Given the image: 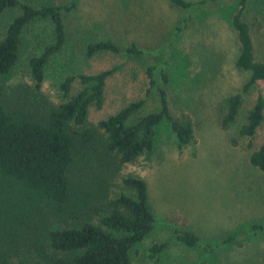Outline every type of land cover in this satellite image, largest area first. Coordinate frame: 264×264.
I'll list each match as a JSON object with an SVG mask.
<instances>
[{"label":"rangeland","instance_id":"obj_1","mask_svg":"<svg viewBox=\"0 0 264 264\" xmlns=\"http://www.w3.org/2000/svg\"><path fill=\"white\" fill-rule=\"evenodd\" d=\"M62 5L72 0H30ZM65 13L68 42L46 68L41 96L63 101L60 84L72 74L97 73L121 65L106 84L102 108L91 107L89 119L97 123L132 100L146 96L150 65L165 67L171 110L193 117L195 141L179 147L167 120L157 128L156 149L137 161L124 164L111 178V190L119 192L123 177L138 174L148 184L156 223L152 232L133 249L131 264H264V172L253 165L251 153L264 141V121L253 136L241 134L249 109L264 96V80L244 93L236 121L223 125L226 99L240 92L250 72L236 66L240 39L233 25L238 0H207L189 10L171 0H74ZM200 2L202 0H191ZM19 10L0 16V38ZM188 17L179 32L177 26ZM259 18L263 28H252L255 57L264 61V0H248L244 20ZM111 37L122 46H145L146 54L127 58L104 53L86 56L88 42ZM53 39L48 20L30 24L24 31L20 57L7 77V87L33 94L29 62ZM80 88L76 79L72 94ZM149 109L157 106L149 98ZM125 190V189H124ZM44 224H60L45 206ZM178 213L200 237L198 246L178 241L169 217ZM44 215V216H43ZM42 232V230H41ZM234 237V238H233ZM170 241L159 258L149 256L155 242Z\"/></svg>","mask_w":264,"mask_h":264},{"label":"trees","instance_id":"obj_2","mask_svg":"<svg viewBox=\"0 0 264 264\" xmlns=\"http://www.w3.org/2000/svg\"><path fill=\"white\" fill-rule=\"evenodd\" d=\"M206 1L171 3L189 10ZM238 1L233 16L241 43L236 66L249 71L250 77L240 92L226 99L224 126L236 121L244 93L264 80V61L255 57L252 36V28L259 31L263 23L257 17L245 21L248 0ZM75 7L74 0L62 5L0 0V16L8 9L19 10L0 38V264H131L134 247L152 232L157 219L143 177L124 176L119 192L111 190V178L124 164L154 152L157 128L164 120L179 147L195 141L192 115L187 111L175 115L171 110L170 78L163 66L148 67L146 96L97 123L90 121V109L103 107L107 81L121 65L66 76L60 84L64 100L59 103L41 96L46 68L68 42L65 13ZM43 20L52 23L53 39L30 59L33 94L18 88L9 91L6 81L19 60L24 31ZM187 22L188 17L177 30ZM146 49L137 43L122 46L111 37L92 40L85 47L88 58L111 53L132 59L144 56ZM76 79L80 88L72 94ZM150 97H155L157 106L148 110ZM263 121L260 93L241 128L250 147ZM250 160L264 172V141ZM45 206L59 226L41 222ZM169 219L178 241L198 246L200 237L187 227L185 216L175 213ZM170 243L155 242L149 256L159 258Z\"/></svg>","mask_w":264,"mask_h":264}]
</instances>
